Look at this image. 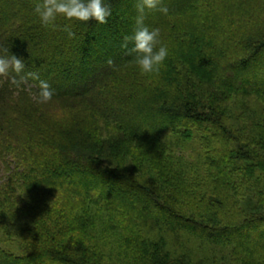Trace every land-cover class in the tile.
<instances>
[{
	"label": "trees",
	"instance_id": "16d2710c",
	"mask_svg": "<svg viewBox=\"0 0 264 264\" xmlns=\"http://www.w3.org/2000/svg\"><path fill=\"white\" fill-rule=\"evenodd\" d=\"M36 2L0 0V57L24 63L0 74V162L16 166L0 180V264H264V245L236 238L264 227V153L255 146L264 143V82L245 84L264 79L263 5L178 0L145 9L168 56L159 72L142 74L135 53L109 58L127 50L138 0H109L104 24L57 19L48 33ZM94 63L112 70L96 77ZM241 70L252 75L230 80ZM40 81L52 91L44 103ZM135 114L162 119L145 135L130 122ZM131 152L143 154L142 167L117 163ZM242 185L250 193L236 210L232 189ZM100 217L130 228L115 251L96 230ZM183 235L215 251L195 255ZM226 247L230 262L217 256Z\"/></svg>",
	"mask_w": 264,
	"mask_h": 264
},
{
	"label": "clouds",
	"instance_id": "9594fccd",
	"mask_svg": "<svg viewBox=\"0 0 264 264\" xmlns=\"http://www.w3.org/2000/svg\"><path fill=\"white\" fill-rule=\"evenodd\" d=\"M161 0H138L136 5V27L124 37L122 47L130 53H135V63L142 74H152L160 71L167 56L168 48L158 44L159 28H150L144 23L145 9H155ZM34 11L44 27H54L58 15H63L68 20L84 21L95 20L100 24L107 22L111 16L109 0H37ZM159 11L167 14L166 7H159ZM67 30V29H66ZM69 31V35L73 33ZM131 44V48L128 45ZM24 68L23 60L13 54L11 57H0V74L9 69L19 73ZM52 91L46 81H40V94L38 102L50 100Z\"/></svg>",
	"mask_w": 264,
	"mask_h": 264
},
{
	"label": "rangeland",
	"instance_id": "374dc122",
	"mask_svg": "<svg viewBox=\"0 0 264 264\" xmlns=\"http://www.w3.org/2000/svg\"><path fill=\"white\" fill-rule=\"evenodd\" d=\"M174 1H178V0H161V4L172 5V3ZM251 1L254 2V0H251ZM257 2L261 3L263 5V7H264V0H257ZM250 12L252 13L251 9H250ZM57 19L58 20H62L65 23H67V21H68V19H66L63 15H58ZM252 19L253 20H257L256 17H254ZM37 21L41 25L39 17H38ZM144 21L148 22V20H144ZM147 22H145V24L148 25L149 23H147ZM148 26L150 27V25H148ZM42 27H43V31H45V33H48L50 31V29L52 28V27H44V26H42ZM248 27H249L248 25H245V27L243 29L244 32L247 31ZM247 33H249V32H247ZM129 54H131V53L128 52L127 50L123 51V52H117V53L114 52L113 54H111L109 56V58L113 61V63H116L121 58H123L124 56L129 55ZM92 65H93L94 69H91V71H92L91 73L94 74L96 77H101L102 78L103 75L106 72L112 70V66L107 65V64L105 66H99V65H96L95 63L92 64ZM253 74H255V73H253ZM250 75H252V74L251 73L249 74L247 72H243L241 70V71H238V72L235 73V75L233 77L234 79L230 78V80H232L235 83L236 82H240V81L241 82H245L246 81L245 84L248 87H253L255 85H259V83H263L264 82V79H262L261 77H259L257 75V78H256L257 83H252V82L249 83V82H247V80H245V78L249 77ZM240 76H242V78H244V79L240 80ZM238 77H239V79H238ZM63 81H64L65 84L74 83V82H71L72 80L70 78H68V82H67L66 79H63ZM80 84H82V87L84 85L90 86L91 79H89V80L87 79V81H85V82H80ZM244 97H245V100H247L248 102L250 101V103L248 104L250 107L253 105V103L258 105L259 102H260V97H258V96L255 97V95H247V96L245 95ZM154 119H156V120H154ZM160 119H162V117L159 114H151L150 116H145V115H142V114H135V115L132 116L130 122L132 123L133 127L137 128L142 134L146 135V134H150L151 133V130L153 129L156 121L160 120ZM232 125H233V123H232ZM166 135H168V134H166ZM254 135L255 136H261L260 134H254ZM188 144H189V146H192L193 142H189V143H187V145ZM255 146L259 149L260 152L264 153V143H261L260 145L257 144ZM119 151L121 152L119 154V156H122L126 152V147L120 148ZM127 155H129V156L126 157L125 159L121 160L120 162L119 161L117 162V163H124L125 162L124 163L125 164L124 168H126V169H137L139 167H142L143 164H145V160L146 159L143 157V154L139 155V157H136L135 156L136 154H134V152H131L130 154H127ZM15 167H16L15 164L13 162H10V159H8L5 163L0 162V180L3 179L5 176H7L9 168H11L14 171ZM143 172H145V173H143ZM143 172L142 173L146 176V174H147L146 173V168L144 169ZM149 178L151 180H153L152 177H149ZM140 181L145 183V184H147V185H149V184L151 185L152 184V183L146 181L144 178L140 179ZM91 184L95 185V182H91ZM232 192H233V195H231V198L236 202V205L234 206V208H236V210H237V207L241 208V206H242V205H240L241 204L240 199L243 198L244 196H249L250 191H249V189H247L246 186L242 185L240 187L233 188ZM116 198L121 200V197H116ZM97 222H98V228L96 230H97V232H99V235H102V234H108L109 235L108 237H105V239L110 240L112 242V251H115V250L118 249L115 246L113 247V244L116 245V246L120 245V247H121V244H118L117 241H116L117 240V236H118V234L119 235L122 234V236H123L126 233L130 232V228H127L126 224L118 223L117 219H113V218L106 219L104 217H100V218L97 219ZM107 227H111L112 229H108ZM263 233H264V227H262V225H259L256 230L253 229V230L248 231L247 233L239 234L238 237H236V238L240 239L242 242H244L246 244L248 243V244L253 245V246H258V245L262 246V245H264V241H263V243L262 242H258L257 241V235H260V234H263ZM181 242L183 243L184 247L187 246V250L188 251H191L195 255H198V254L202 253L206 257V256H208L206 252L211 251L210 254H212V251L213 252L215 251L213 249L212 245H210V246L205 245L204 244V240L202 238H197V237L183 235ZM7 245L10 246L12 249L17 250L16 244L12 240H11V242H8ZM218 255L223 257V259H225L226 261L230 262L233 259V250L228 248V247H226V248H223L222 251L217 254V256Z\"/></svg>",
	"mask_w": 264,
	"mask_h": 264
}]
</instances>
